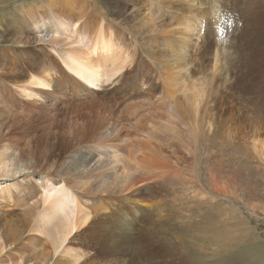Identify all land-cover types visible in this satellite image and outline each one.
<instances>
[{"label":"rangeland","instance_id":"obj_1","mask_svg":"<svg viewBox=\"0 0 264 264\" xmlns=\"http://www.w3.org/2000/svg\"><path fill=\"white\" fill-rule=\"evenodd\" d=\"M225 1L222 38L214 34V21H206L208 41L198 39L190 53L189 58L196 57L190 71L210 74L209 53L220 46L223 51L216 73L207 76L208 91L195 119L180 108L174 111L168 100L172 81L143 52L151 41L149 0H69L59 5L63 14L54 9V0H0V150L13 149L24 161L32 160L35 173L29 175L54 176L66 153L101 145L95 140L105 127L111 130L106 143L126 137L157 147L156 138L164 137L168 175L162 182L151 177L138 197H129L131 202L103 196L110 211L99 213L103 219L69 245L84 255L79 264H216L227 250L232 254L242 247L250 250L240 255L264 264V163L252 149L259 144L264 151V0ZM122 3L120 17L108 10L112 4L121 9ZM194 3V10H204L198 7L202 0ZM46 11L63 24L57 37L61 48L75 49L73 55H82V48L83 60L101 68L97 90L76 84L50 44L36 45L39 30L30 18ZM82 39L83 46L71 47ZM98 49L107 52L92 55ZM34 75L45 79L50 90L32 89ZM21 89L38 97L28 100ZM121 172L120 167L103 179L115 182ZM30 183L22 201L7 195L9 182L0 188V264H48L46 240L27 234V220L37 211H31L32 205L39 201ZM65 258L59 263L65 264ZM49 264L57 263L51 259Z\"/></svg>","mask_w":264,"mask_h":264},{"label":"bare ground","instance_id":"obj_2","mask_svg":"<svg viewBox=\"0 0 264 264\" xmlns=\"http://www.w3.org/2000/svg\"><path fill=\"white\" fill-rule=\"evenodd\" d=\"M68 1L54 0V9L58 13L63 14V12L60 11L59 5L65 3L68 4ZM168 1L169 0H149L151 14L148 15L146 21L148 22V31L151 34V41L146 43L143 52L150 59L151 57L154 58V60L157 61L159 71L167 73V76L165 77H168L172 81V89H170L172 94H170L168 100L169 103L175 107H173L174 111L175 109L178 111V108H180V110H184L186 114L188 112L197 119L199 106L203 101L206 91H208L207 88L209 82L207 81V76L216 73L220 54L223 51H221L222 46H220L219 48H215L213 52L209 53L211 65L210 68L206 67V69L208 68L207 73L209 72L210 74H206V70L201 72L199 65V73L190 71L193 64V57L196 58L195 56L189 58L192 56L190 53L193 50L192 46L194 45L195 47L197 45L198 39H200V42L202 40L208 41L206 21H214V34L216 35V38H222L220 26L224 24L225 28L223 20L228 17L226 11L229 4H227V1L225 0H202L203 4H199L198 7L201 6L200 8H202V5H204L205 8L204 10L200 9L202 11L199 13L197 9H193L194 7L192 3H194V0H174L175 3H169ZM122 7L123 8L120 9L119 6L112 4V6H108V10L116 17H120L124 9L123 3ZM174 9L182 12L181 15H176ZM242 10L243 9L241 8L240 11L242 12ZM260 14L262 15V13H259V15ZM164 15L165 18H163ZM261 17L262 16L259 18ZM216 18L218 20H216ZM30 23L39 30L35 36L36 45L44 46L50 44L51 52L57 57L66 74L73 76L76 84L80 82L91 90L98 89L97 87L100 83L99 72L101 68L97 67L94 61L89 63L88 61L83 60L82 48L79 49L82 51V53H80L82 55H73L72 50L76 51L75 49L63 50L61 48L60 44L62 43V40L57 39V37L58 29L61 28L63 24L58 22V17L55 14L46 11L32 16L30 18ZM76 28L77 27H75V29ZM202 30L203 35H200L199 33ZM204 32L206 33L204 34ZM223 33L226 35V32L223 31ZM248 38L251 39L250 37ZM81 41L82 44L76 41V43L71 44V47H78L77 45L83 46L85 40L82 39ZM153 47H155V49H153ZM155 50L157 52H155ZM98 51L101 55L107 52L103 49H98L92 55L96 53L98 56ZM134 51H136L135 48L133 52ZM110 55L111 53H108V57H110ZM91 63H94V65ZM94 67L96 68L94 69ZM162 83H164V81ZM29 86L38 92L50 90V86L45 79L36 76L31 79ZM21 91L24 96H27L26 99L28 100L38 97L37 93L25 89H21ZM191 123H194V120ZM104 129V132H102L99 137L102 140L99 138H96L95 140L96 142H100L101 145L99 143H93L90 146L84 145L83 147L76 148L66 153L62 156L59 165L55 167L54 176L48 174H42L40 175L41 177L29 175L35 173L32 160L24 161L13 149L0 150V180L4 181L0 184V188L3 186L6 187L9 182V188H7L5 192H7V195H9L10 198L11 195H17L18 199L21 201L25 199L24 197L29 195L27 190L28 186L31 184L30 181L34 183V186L38 190L39 201L37 204L32 205L31 208V211L37 209L36 215L33 216L32 220L31 218L30 220H27L29 221L28 223H24L31 224L30 228L27 229V234L41 237L45 239L46 243L49 245L51 255L47 261L48 264L51 259L57 264H60L58 259L63 256L66 257L65 264H79L83 261L84 255H82L81 251L70 249L69 245L74 242L75 236L82 230L85 234V229L93 226V224H98L97 220L102 218L99 213H105L109 210V207L104 206V203L101 202L103 201V196L105 197L108 195L110 198L112 195H115L123 198L124 201L131 202L129 197L132 195L134 198L138 197L140 190L146 189V184L151 181V177H154L155 181L162 182L168 175V171L164 166V162L168 160L163 153V136L156 138V142L158 143L157 147L150 145L149 142L145 140H137L133 142V140L129 139L131 141L130 143L126 137L118 143H115L114 141L106 143L107 140L105 138L109 136L111 130L109 127H105ZM94 133L95 131L92 130L91 135ZM117 136L118 135H116L115 139ZM127 137H129V135ZM256 144L257 142L255 145ZM262 147L263 146L258 144L257 146L252 147V149L253 152L256 153V157H258V161L263 164L264 151L262 150ZM143 159L147 164L143 162ZM120 167L122 172L115 182L103 179V177L107 175L108 177L114 176L116 169ZM30 192L34 193V191ZM2 193H4V189ZM99 197L101 199H99ZM134 201L142 202L139 200H133V202ZM31 211L30 213H32ZM27 215L28 214H26V216ZM247 249L250 250V247H242L240 250L236 249L232 254H230L232 251L231 249L230 252L227 250L226 256L218 260L216 264H258V262H256V257L239 254V252L246 251ZM251 249L253 250L252 247ZM251 254H253V251H251ZM234 256L236 259H234ZM259 258L261 257L259 256ZM230 259L232 262H230Z\"/></svg>","mask_w":264,"mask_h":264}]
</instances>
